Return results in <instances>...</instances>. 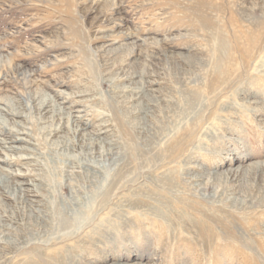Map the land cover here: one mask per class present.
<instances>
[{"label": "rangeland", "instance_id": "374dc122", "mask_svg": "<svg viewBox=\"0 0 264 264\" xmlns=\"http://www.w3.org/2000/svg\"><path fill=\"white\" fill-rule=\"evenodd\" d=\"M0 177L7 264H264V0H0Z\"/></svg>", "mask_w": 264, "mask_h": 264}, {"label": "bare ground", "instance_id": "6f19581e", "mask_svg": "<svg viewBox=\"0 0 264 264\" xmlns=\"http://www.w3.org/2000/svg\"><path fill=\"white\" fill-rule=\"evenodd\" d=\"M206 21V20H205ZM255 40V39H254ZM116 48V47H115ZM112 49V51H116V49ZM130 50H131V52L133 51L132 49H133V46L131 47V48H129ZM109 56V55H108ZM180 57V56H179ZM183 59L185 60V62L187 61V62H194L195 60L194 59H192V58H190V57H188V58H185V57H183ZM219 66V65H218ZM219 70H222L221 68H220V66L219 67H217V71H219ZM177 74V73H176ZM123 76H128V74L127 75H123ZM134 86V85H133ZM128 89V87H126L125 88V85H124V89H122L124 92H123V94L125 93V91ZM130 94H129V100L130 101H132V100H137V99H139V98H145V93L143 94V90L139 87V86H135L134 88H132L131 89V87H130ZM132 91V92H131ZM125 96H126V94H125ZM125 98V97H124ZM147 104H150V105H153V108L152 109H150V107L148 108L149 110H150V112H151V121H150V123H145L144 121V119H143V117H141L142 119H141V121L139 122L138 120V122H134L135 124H137V126H139V127H141V128H143V129H147V128H149L150 130H151V128H153V127H155L154 125L156 124V122H158V118H157V116L158 115H160V114H162L163 112H164V110L168 107L164 102L162 103V101H161V99H157V98H154V97H150V96H148L147 95ZM6 100V99H5ZM38 101V100H37ZM49 102H50V100L48 99V97L46 96V95H42L41 97H40V99H39V102H38V105H39V109H42V110H44L47 106H48V104H49ZM7 104H9V103H7ZM11 105V104H10ZM136 106V105H135ZM145 103L144 102H142V101H140V103L136 106V107H131V111L129 110L128 111V114L131 112V113H136V114H138V113H142L143 112V110H145ZM7 107V106H6ZM148 107V106H147ZM10 109H11V113L13 114V115H19V116H21L22 114H21V112H19L16 108H15V106L13 107L12 105H11V107H10ZM58 112V110L55 108V107H53V109H52V116L51 117H53L54 115H55V113H57ZM147 112V111H146ZM130 113V114H131ZM145 118V117H144ZM138 119V118H137ZM143 120V121H142ZM60 121V120H59ZM69 122V121H68ZM68 122H67V124H68ZM52 123V122H51ZM58 123V122H57ZM60 123V122H59ZM62 123V122H61ZM60 123V124H61ZM70 123V122H69ZM56 125V124H55ZM45 128L48 130V132H47V134L48 135H52L53 136V134L55 133V132H57V131H59V126H54L53 124H49L48 126H45ZM74 134H79V129L77 128V129H74ZM82 134V133H81ZM84 135V134H83ZM82 135V136H83ZM81 136V137H82ZM92 139V138H91ZM89 140V139H88ZM96 140V139H95ZM83 141V140H82ZM66 142H69V140H54V143L57 145H59L60 146V144L59 143H63V144H65ZM89 142V141H88ZM93 142V141H92ZM52 143H53V141H52ZM84 143H87V142H85V140H84ZM69 144V143H68ZM54 145V144H53ZM67 145V144H66ZM90 145H92V144H90ZM256 164V166L258 165H261L262 163H255ZM232 172V171H231ZM234 173L232 172V174L229 172L227 175H233ZM222 175V174H221ZM235 175V174H234ZM219 177V176H218ZM20 182V181H19ZM12 183V182H11ZM11 183L10 182H8V181H6L5 179H3L2 177H0V192L2 193V195L4 194L5 195V197H9V198H11V199H13L14 201H16L18 204H20V203H22V205L23 204H25V206H27L26 204H27V202L29 201V203H31L30 201L31 200H33L34 198H31L30 196H31V194H33V192H34V188H37L38 187V185L37 184H35L34 182L33 183H30V182H28L27 184H31L32 185V187H27V186H25V182H21V184H24V186H22V187H19V186H14V185H11ZM20 184V183H19ZM18 184V185H19ZM34 187V188H33ZM30 197L29 198V200L27 199V197ZM33 196V195H32ZM2 200V199H1ZM0 203H1V201H0ZM22 208V207H21ZM77 210V209H76ZM26 211H28V210H26ZM69 212H71L70 210H69ZM72 214L74 213V214H77V213H79L78 211L76 212V211H73V212H71ZM30 214L32 215V217H30L31 218V220H34L33 218H35V220H39V217H38V215H35L32 211H30ZM59 214H61V224L62 225H65L66 223H67V221H69L66 217H64L63 216V214L62 213H60L59 212ZM73 214V215H74ZM17 220V219H16ZM27 220H29L28 218H27ZM39 223V222H38ZM22 224V223H21ZM26 224V223H25ZM29 225V224H28ZM33 227V226H32ZM0 228H2V231H3V234H2V231H0L1 232V236H0V264H7V263H10V260L15 256L14 254L16 253V252H18V250H20V248L22 247L21 245H19V236H21L22 234H23V232L24 231H26L25 230V228L23 227V228H20V229H18L17 227H14V226H12V225H10V223L9 224H3V223H1L0 222ZM14 232H17V234H14ZM25 234V233H24ZM27 244V243H26Z\"/></svg>", "mask_w": 264, "mask_h": 264}]
</instances>
